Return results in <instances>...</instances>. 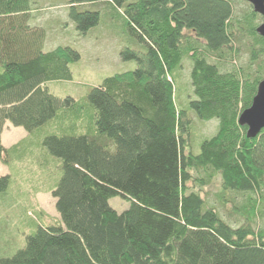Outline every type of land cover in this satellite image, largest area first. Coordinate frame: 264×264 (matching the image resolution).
<instances>
[{"label":"trees","instance_id":"trees-1","mask_svg":"<svg viewBox=\"0 0 264 264\" xmlns=\"http://www.w3.org/2000/svg\"><path fill=\"white\" fill-rule=\"evenodd\" d=\"M62 1L81 34L99 24L101 7L110 9L139 46L120 50L136 68L81 99L59 97L47 83L71 80L81 53L68 44L45 49L37 0H0V157L29 168L39 159L38 175L54 178L59 215L49 219L36 206L22 230L8 231L2 210L17 197L13 176H0V238L25 239L14 253L0 252V264H264V228L256 226L264 221V129L249 138L239 123L264 79V18L253 7L238 16L233 0ZM241 45L248 62L226 68ZM193 116L218 125L198 153ZM8 122L28 132L10 149L2 144ZM216 176L235 221L201 193ZM20 183L18 193H33L29 178ZM115 196L129 207L114 209Z\"/></svg>","mask_w":264,"mask_h":264},{"label":"rangeland","instance_id":"rangeland-1","mask_svg":"<svg viewBox=\"0 0 264 264\" xmlns=\"http://www.w3.org/2000/svg\"><path fill=\"white\" fill-rule=\"evenodd\" d=\"M37 2L39 6L37 10V20L48 27L45 49L49 50L57 45L68 44L78 49L81 53V59L71 65L73 73V78L71 80H58L47 83L49 90L53 94L59 97L71 96L75 99H81L88 94L93 86L101 83L104 78L115 73H125L136 68V63L134 61H124L121 59L120 50L125 46L136 49L139 48V46L130 41V34L121 21H115V19L109 17L108 11H110V9L101 7L102 18L99 24L91 28L86 34H81L73 24L69 22L67 8L63 5L62 0H37ZM233 5L235 14L238 16L244 15L245 12L252 9V5L246 0H233ZM261 17L264 18L262 15ZM258 22L260 24L263 21L260 19ZM247 40L246 44L250 45L251 39ZM248 59L249 52L245 45H241L238 57L232 61L228 60L226 68H232L233 66L238 67L248 62ZM191 68L192 62L186 60V62H184V70L182 71V81L185 90L189 92H191V87L189 85L188 75ZM183 84L180 79H177L176 86L178 90H183ZM193 119L194 124L192 133L194 137L192 140V151L198 153L202 141L213 136L216 133L218 125L214 120L204 122L196 116H193ZM47 129V134L52 132L50 131L51 127ZM27 136L28 132L24 128L16 127L8 122L2 133V144L7 149H10ZM2 157H4V155ZM4 160V158L2 159L0 157V176L7 174L13 176L14 183L12 191H15L14 195L17 197V202L14 204H10L12 197H8L7 200L5 199L4 205H14L13 208H11V206L2 210V214L5 215V218L8 217L5 222L2 223L6 226L7 230L10 231L13 229L15 232H18L20 229L22 230L21 223L24 220L27 221V219L32 216H36V206L44 210L49 219L56 220L59 218L55 207V199L49 190L53 184L54 178L51 177V179H48L47 177L38 175H42V172L38 170H42L39 165V159L34 160L38 166L35 165V167L31 166L30 168L25 166L27 163L20 167L17 160L13 162L12 159L11 163L10 161L5 163ZM27 178H29L32 183L33 193H30V189L25 191L28 195L18 193L20 187L23 186L20 181L23 180L27 182ZM18 183L20 185H18ZM201 193L208 202L219 209L220 214L226 220L235 221L234 219L238 217H230L231 215H229V212L233 210L231 194H226L225 199H223L222 202L219 201V195L221 194V180L219 176H216L209 185L203 187ZM18 196H20V198H18ZM241 200L240 195L236 197V201L241 202ZM8 201L10 203H8ZM109 203L118 212L126 210L130 205L128 200L122 199L119 196L110 198ZM2 220L3 219H1V221ZM256 226L264 228V221H262V219L257 220ZM14 238L12 243L6 242L7 238H0V252H2V254L10 255L25 243V239L21 232L16 234Z\"/></svg>","mask_w":264,"mask_h":264},{"label":"water","instance_id":"water-1","mask_svg":"<svg viewBox=\"0 0 264 264\" xmlns=\"http://www.w3.org/2000/svg\"><path fill=\"white\" fill-rule=\"evenodd\" d=\"M246 1L252 5L256 13L264 17V0ZM257 32L264 38V22L258 26ZM239 123L242 126H247V136L249 138L256 137L264 129V79L258 85L251 106L241 113Z\"/></svg>","mask_w":264,"mask_h":264}]
</instances>
